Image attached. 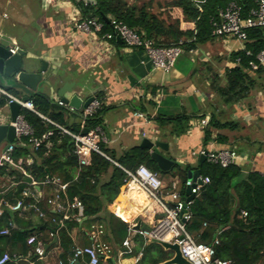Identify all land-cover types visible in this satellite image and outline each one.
I'll return each instance as SVG.
<instances>
[{"label":"trees","instance_id":"16d2710c","mask_svg":"<svg viewBox=\"0 0 264 264\" xmlns=\"http://www.w3.org/2000/svg\"><path fill=\"white\" fill-rule=\"evenodd\" d=\"M94 1L95 4L87 5L72 0L79 7L82 18L94 17L102 22L103 33L110 32V27L102 17L121 22L142 39L152 41L157 47L166 48L182 41L185 53L190 49L197 50L215 39L211 34L210 21L229 3L238 5L242 16H246L254 7V0ZM201 1L203 3H199ZM112 43L118 45L115 38ZM261 51H264V27L247 30L243 49L229 54L227 61L231 66H226L221 76L213 72L207 62L204 65L199 64L201 67L198 73L208 84L209 91L219 105L232 108L248 98L250 92L258 86V82L264 77L263 65L256 60ZM236 60H239L238 64L235 63ZM250 62L257 64L256 70L251 69ZM4 89L10 91L8 88ZM7 101V98L0 96V108L5 106ZM28 101L40 116L24 109H21L19 114L31 128L33 137L40 140L49 131L51 136L42 140L37 149L33 148L27 138L16 139L20 144L14 147L10 163L0 165V178L14 176L13 181L19 185L14 191L0 187V231L9 225L13 218V214L5 206L6 202L12 206L20 201L26 208L33 202V199L23 195V190L27 187L25 176L13 167L18 159L27 155L32 158V164L20 166L25 173L39 186L58 180L59 184L64 185V190L57 194L59 201L66 205L74 199L78 200L82 205V219L85 220L81 223L77 221V212L71 210L66 212L69 216L63 220L65 212L46 209L47 198L38 201V208L50 222H46L44 227L42 224L38 225L37 228L17 223L18 228L11 229L10 234L0 235V242L7 241L12 248L19 245L21 249L19 252L17 249L12 250L9 256L11 260L5 264H16L27 255L31 261H35L34 246L27 244V240L39 232L42 233L46 252L54 247L60 249L61 264H70L73 259L75 246L70 234L74 229L86 230L88 234H92L85 235L87 241L82 247H93L98 260L111 258L117 248L123 250L122 243L130 235V226L108 212L107 207L118 197L124 186V170L133 172L139 165H143L159 177L169 175L178 178L184 188L187 175L192 170L188 165L174 163L169 171L162 172L150 158L149 151L140 147H133L117 156L99 142L100 151L105 157L92 153L89 165L80 167L74 154L72 138L44 119L73 134H80L79 128L68 126L64 119V110L51 103L46 96L34 95ZM98 105V109L91 116L84 117L85 129L90 130L97 126L103 129L102 115L107 108L102 104L101 98ZM210 107V120L202 130L204 145L211 140L213 131H233L238 127L236 122L222 119L226 110L218 111L213 104H210ZM138 111L145 112L141 107ZM190 120L185 114L155 117L160 136L167 139L186 134ZM168 126L169 130L163 131ZM214 141L224 144L226 139L217 135ZM197 169L202 178H208V183L200 188L189 206L187 232L197 243L211 245L216 240L214 250L217 259L229 261L231 264H264V176L256 171L245 172L238 164L221 167L206 160L199 164ZM180 193L184 196L185 189ZM123 194L124 192L120 196ZM29 210L28 212H33L32 209ZM242 212L246 214L245 217ZM145 229L146 226L140 228L141 231ZM141 231L136 232L132 238L134 247L127 257H137V264H160L172 257L170 251L150 243ZM50 234H53V237H49ZM53 238H56V243L50 245ZM108 244L111 250L107 249ZM87 262L88 258L83 257L74 264Z\"/></svg>","mask_w":264,"mask_h":264},{"label":"crops","instance_id":"0c3cea01","mask_svg":"<svg viewBox=\"0 0 264 264\" xmlns=\"http://www.w3.org/2000/svg\"><path fill=\"white\" fill-rule=\"evenodd\" d=\"M80 18H82L81 11L72 0H0V36L4 46L9 49L17 46L28 59H31L33 67L37 70L40 68V61H44L46 63L44 76L49 82H40L36 90L32 91L7 80L2 82L7 87L0 84V89L19 100L23 98L30 100L32 96L38 94L46 96L51 103L64 110L66 124L79 128L81 134L85 129L83 110L71 111L64 105H59L56 98L59 87L64 83H72L74 84L72 93L82 101L89 97H95L97 101L101 98L102 104L107 108L102 115L104 141L101 143L117 156L133 147H140L143 139L160 141L168 145V150L161 151V154L166 152L169 159L181 166L188 165L192 169L190 172H193L198 170L200 151L230 149L237 153L238 165L245 172L256 171L264 176V77L250 92L248 98L232 108H226L217 103V99L209 91L208 84L198 73L201 67L199 64L204 65L209 61V55L205 49L208 44L219 41L227 48L231 43H235V40L215 38L199 47L193 56L187 53L179 56L173 67L168 72H164L154 69L147 54L142 50L128 49L116 39L117 46L112 41L102 42L77 32L74 29V23ZM240 49L242 44L239 46ZM233 51L237 50L229 48L227 52L230 54ZM0 96L3 95L0 94ZM210 104H213L218 111L227 110L228 120L236 122L238 127L233 131H213L211 140L204 145L202 130L211 117ZM140 107L145 112L140 113L138 111ZM0 113L6 118L9 117L7 103L0 109ZM182 114L191 118L186 134L170 139L161 137L155 117ZM203 120L205 123L201 125ZM168 130L169 126L163 131ZM217 135L224 137L226 142L224 144L215 142ZM19 144L18 140L12 143L14 147ZM5 146L6 142L3 141L0 144V159ZM22 164L25 166L32 164L30 155L18 159L13 167L25 176L24 182L27 187L24 188L23 195L33 199L32 204L45 198L54 199L60 191L64 190V185L59 184L58 180L45 182L39 186L20 167ZM13 178L14 176L0 178V187L16 190L19 185L13 181ZM27 179L30 180L29 183ZM174 180L161 178L165 194L173 190L181 192L178 180L176 178ZM121 194L120 192L113 203L107 207V211L120 220L122 219L114 210ZM147 202H149L147 205L149 209L142 208L127 222L122 220L130 226V235L124 240L130 245L122 246L123 250L115 249V254L111 258L99 259L98 264H137V257H127L134 247L132 238L136 232L141 231L142 226L147 227L141 231L144 235L161 218L158 208L149 200ZM5 206L13 214L11 227L8 229L9 234L11 229L18 228L17 223L37 228L38 225L42 224L44 227L46 222H50L46 216L40 218L34 211L28 212L29 208L12 211L11 205L7 202ZM45 207L55 211L53 204L46 202ZM81 219L82 212L80 217L78 215L76 217L80 223L85 220ZM51 222L54 223V221ZM137 222L140 223L139 229L133 230ZM7 228L8 226L3 229ZM85 235L92 234H88L86 230L72 231L70 237L75 248H82L87 241ZM32 236H36L42 242V233ZM14 249L18 252L21 250L19 245L12 248L9 242H0V251L3 254L10 256ZM107 249L111 250L109 244ZM59 256H61L60 249L54 247L47 252L45 250V255L40 260L31 261L27 255L16 264H59Z\"/></svg>","mask_w":264,"mask_h":264},{"label":"built area","instance_id":"2783aa9c","mask_svg":"<svg viewBox=\"0 0 264 264\" xmlns=\"http://www.w3.org/2000/svg\"><path fill=\"white\" fill-rule=\"evenodd\" d=\"M199 3H203V1ZM199 11H201L200 8ZM107 24L110 27V32L103 33V24L97 18H80L74 23V29L81 34L90 36L95 40H101L102 42H111L114 38L116 39L118 37L126 48L144 51L147 54L152 67L154 69L163 70L164 72H168L173 67L176 59L185 53L182 47V41L166 48L157 47L152 41L142 39L138 34L121 22L108 19ZM210 25L212 27V36L215 38L233 39L241 43L243 49L247 30L264 27V0H254V7L248 11L246 16H242L241 9L238 5L235 3H229L223 10L218 12L215 19L210 21ZM9 50L13 55L19 50V48L15 46ZM196 53L197 50L190 49L187 51L189 56H193ZM256 60L260 65L264 66V51L258 53ZM235 63L238 64L239 60H236ZM249 65L252 70L257 69V64L250 62ZM0 94L8 99L7 104L15 102L20 107V110H28L39 115L34 110L33 104L30 101L23 102L22 100L10 96L2 89H0ZM59 105L62 104L59 103ZM98 106V101L95 99L83 110L82 116H91L98 109ZM45 120L72 138L74 142V154L77 157L78 165L80 167L89 165L92 153L105 157L99 148V142L104 141V133L100 127L97 126L93 129L87 130L85 134H73L51 121L47 119ZM204 123V120L201 121V125H204ZM13 127L15 130V139L27 138L28 142L34 149L39 147L42 140H46L51 136V132L49 131L46 132L40 140L34 138L31 128L20 114L16 116ZM13 149L14 146L12 144L8 146L0 159V165L3 163H10ZM199 154L200 156H204L206 161L217 164L221 167L238 164V155L234 150H202ZM124 172L126 174L124 191L132 189L140 192L147 200L152 202V204L158 208V212L161 214V218L157 220L155 225L148 232L144 233V236L148 240L153 238L176 244L179 247L182 257L190 264H231L229 261L215 258L214 246L217 244L216 240L211 245L197 243L187 232L186 223L190 219L189 206L193 200L186 203L185 195L182 196L174 190L165 194L163 192L159 175L151 172L143 165H139L133 172L125 170ZM199 178L201 184H197L191 180H186L184 183V188H189L190 194H192L194 198L198 195L200 188L208 183V178H202L201 176ZM47 204H53L55 212H68L71 210L76 211L78 217L81 216L82 205L76 199L71 203L63 205L59 201V195H56L54 199L47 200ZM24 208H26V206L20 201L10 207L12 211L23 210ZM27 208L32 209L40 218L44 217L43 213L37 207V202L29 204ZM67 216L68 215H63V220H65ZM242 216L245 217L246 214L242 212ZM10 227L11 223H9L7 229L0 231V235H8V229ZM50 237H53V234H50ZM27 244L34 246L36 259L40 260L44 257V245L36 236H30L27 240ZM129 245L128 241L122 243L123 247ZM83 257L88 258L86 264H98V257L93 247H76L70 264H74L79 258ZM10 260L8 254L0 256V264H5ZM136 261H138V258Z\"/></svg>","mask_w":264,"mask_h":264},{"label":"water","instance_id":"95a60500","mask_svg":"<svg viewBox=\"0 0 264 264\" xmlns=\"http://www.w3.org/2000/svg\"><path fill=\"white\" fill-rule=\"evenodd\" d=\"M79 3L82 2L84 4L90 5L92 3L95 4L94 0H74ZM102 19L108 23V19L102 17ZM116 41L122 44V41L117 37ZM33 63L31 59H28L25 56V53L22 50H18L15 54H11L9 48L5 47L3 44V40L0 36V84L4 87L3 81L11 80L14 83L20 84L21 86L35 91L37 85L40 82H47L45 80V72H46V63L44 61H40V68L37 70L33 67ZM49 83V82H47ZM74 84L72 83H64L61 87L58 88L56 92V98H58L59 103L64 105L67 109L71 111L78 112L80 110H84L87 106L95 100V97H89L85 101H82L76 94L72 93ZM23 102L28 101L27 98L22 99ZM1 109V108H0ZM9 117L6 118L0 113V144L5 141L6 146L4 148V152L14 142L15 139V130L13 127L14 120L16 116L19 114L20 107L12 102L8 104ZM88 129H84L81 134H85ZM140 148L146 149L150 153V158L156 163L158 169L162 172L169 171L174 165V161L165 157L161 154V151H167L168 145L164 142L160 141H151L149 139H143L140 143ZM205 160L204 156H200L199 162L200 164ZM200 171L195 170L193 172H189L187 175V179L192 182H196L197 184H201L200 180ZM29 183L30 180L27 179ZM122 191L125 190L124 186L121 188ZM185 197L186 203L193 200L194 196L190 194V189H185ZM1 198V196H0ZM140 223L137 222L133 227V230H138ZM150 243H155L162 247L166 251H170L172 253V257L160 264H190L186 259L182 257L180 254L179 247L176 244L160 241L157 239H149ZM56 243V238H53L50 245ZM61 259V256H59Z\"/></svg>","mask_w":264,"mask_h":264},{"label":"rangeland","instance_id":"374dc122","mask_svg":"<svg viewBox=\"0 0 264 264\" xmlns=\"http://www.w3.org/2000/svg\"><path fill=\"white\" fill-rule=\"evenodd\" d=\"M239 46H241V43H239L237 41H235V43L234 42L231 43L230 46H228L227 48L225 45H222L219 41H215L211 44H208L205 47V49L209 55L208 56L209 61L207 62V65L211 67V70L213 72H217L218 74L220 73V76H221L224 67L229 65V62L227 61L228 56H229V53L227 52L228 49L231 48L232 50L233 49L239 50ZM208 75H209V73H208ZM200 76L202 78V75H200ZM222 119H228V111L227 110L225 111L224 115L222 116ZM163 155L169 158V155L166 152H164ZM161 178L163 180H165V179L173 178V177H171L169 175H161L160 180H161ZM176 179L178 180V178H176ZM173 181H175L174 178H173ZM178 184H179V190L180 191L182 189H184L183 186L181 185V183H179V180H178ZM162 187H163V185H162ZM175 188H176V186H175ZM123 192L124 191L121 190V193H123Z\"/></svg>","mask_w":264,"mask_h":264},{"label":"bare ground","instance_id":"6f19581e","mask_svg":"<svg viewBox=\"0 0 264 264\" xmlns=\"http://www.w3.org/2000/svg\"><path fill=\"white\" fill-rule=\"evenodd\" d=\"M149 202L140 192L130 189L124 191V194L119 198L118 204L114 212L124 221H129L142 208L147 207ZM146 209H149L148 207Z\"/></svg>","mask_w":264,"mask_h":264}]
</instances>
